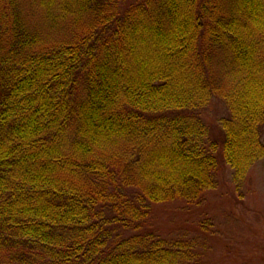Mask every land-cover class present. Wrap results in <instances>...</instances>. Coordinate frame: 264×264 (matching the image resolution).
<instances>
[{
    "label": "trees",
    "instance_id": "trees-1",
    "mask_svg": "<svg viewBox=\"0 0 264 264\" xmlns=\"http://www.w3.org/2000/svg\"><path fill=\"white\" fill-rule=\"evenodd\" d=\"M262 157L264 0H0V264H174L154 207Z\"/></svg>",
    "mask_w": 264,
    "mask_h": 264
},
{
    "label": "rangeland",
    "instance_id": "rangeland-1",
    "mask_svg": "<svg viewBox=\"0 0 264 264\" xmlns=\"http://www.w3.org/2000/svg\"><path fill=\"white\" fill-rule=\"evenodd\" d=\"M208 114L216 124L227 114L224 100L215 97ZM220 164L218 185L200 200L154 207L155 227L178 252L174 264H264V157L242 178Z\"/></svg>",
    "mask_w": 264,
    "mask_h": 264
}]
</instances>
